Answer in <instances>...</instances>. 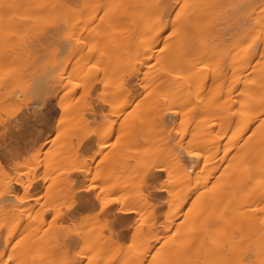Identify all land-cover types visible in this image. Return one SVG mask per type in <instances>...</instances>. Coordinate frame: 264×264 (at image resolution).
Here are the masks:
<instances>
[{"label": "bare ground", "instance_id": "1", "mask_svg": "<svg viewBox=\"0 0 264 264\" xmlns=\"http://www.w3.org/2000/svg\"><path fill=\"white\" fill-rule=\"evenodd\" d=\"M0 264H264V0H0Z\"/></svg>", "mask_w": 264, "mask_h": 264}]
</instances>
